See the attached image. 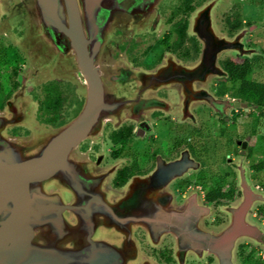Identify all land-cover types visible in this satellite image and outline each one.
Instances as JSON below:
<instances>
[{
  "label": "flooded vegetation",
  "instance_id": "flooded-vegetation-1",
  "mask_svg": "<svg viewBox=\"0 0 264 264\" xmlns=\"http://www.w3.org/2000/svg\"><path fill=\"white\" fill-rule=\"evenodd\" d=\"M97 3L89 19L85 1L77 0V7L85 36L111 57L115 97L141 89L130 107L135 113L105 121L96 140L84 141L79 151L116 191L134 177L177 163L179 170L168 172L173 175L166 188L176 205L191 208L192 229L207 231L209 242L219 247L206 248L207 240L196 234L150 236L138 227L134 235L144 256L155 264H264V0ZM6 18L0 15V23ZM8 21V32L0 28L2 40L23 36V21ZM62 21L67 25L66 18ZM196 30L209 32L215 48L220 39L225 46L209 59V75L180 73L200 60ZM41 32L31 30L30 43L49 48L51 40L66 38L48 26ZM2 40L0 111L20 87L26 60L18 46L8 43L4 50ZM8 49L14 50L13 57ZM153 71H164L161 82L149 81ZM30 96L37 118L52 126L65 124L81 103L76 86L62 77L34 84ZM5 129L13 137L30 133L21 125ZM143 197L158 199L153 193ZM224 232L233 234L217 238Z\"/></svg>",
  "mask_w": 264,
  "mask_h": 264
},
{
  "label": "water",
  "instance_id": "water-1",
  "mask_svg": "<svg viewBox=\"0 0 264 264\" xmlns=\"http://www.w3.org/2000/svg\"><path fill=\"white\" fill-rule=\"evenodd\" d=\"M32 1L0 0V11L22 7L29 17L35 11L42 29L48 26L66 36L75 59L74 75L84 86V102L65 124L43 123L26 90L25 77L20 76V87L0 111V264H155L140 249L134 235L138 227L150 236L171 233L184 239L196 234L207 240L206 248L219 249L209 242L207 231L192 229L191 208L176 205L166 188L173 175L168 172L179 170L177 163L134 177L116 191L90 158L80 153V144L96 137L107 119L116 121L135 113L130 107L141 86L126 98H114L109 92L96 63L98 41L93 44V37L85 36L77 0ZM84 1L89 19L98 0ZM206 35H201L204 47L199 62L180 73L209 75V59L225 46L220 39L215 48ZM163 72H149V81L161 82ZM12 125L28 128L29 135H7L5 128ZM85 179L90 181L87 186ZM147 193L158 199H144Z\"/></svg>",
  "mask_w": 264,
  "mask_h": 264
},
{
  "label": "rangeland",
  "instance_id": "rangeland-1",
  "mask_svg": "<svg viewBox=\"0 0 264 264\" xmlns=\"http://www.w3.org/2000/svg\"><path fill=\"white\" fill-rule=\"evenodd\" d=\"M25 2H32V0H25ZM11 4H14V2H12ZM10 4H8L9 7ZM10 9V8H9ZM8 9V10H9ZM22 14V16H19V14ZM7 15L9 19H11V21L14 22V17L17 20H22L24 23V27H25V32L23 33V36H20L19 38H12L11 40L8 39L6 36L4 37V39L2 40V36L0 37V39L2 41H4V50H7L6 48V44L11 43L14 46H18L23 55L25 56V62L24 65L22 66V69L20 71V75L23 77H25L24 81L26 84V90H28L29 94H30V88L32 86H34V84H39L49 78H54V77H62L66 80H68L70 83L74 84L76 86V92L81 100V103L79 105H77L74 108L73 111V115L72 117H74L77 113V108L83 104L84 102V86L81 84V82L76 78V76L74 74H76V66H75V59H74V55L72 53V51L69 49L67 40L64 37H57L56 39L51 40L52 45L49 48H45V45H43V47L39 46L38 44L36 45V42L33 41L32 43H30V39L28 38V36H30L31 30H40V34H42L41 32V23L38 19L37 14L35 13V11H30V17L29 15H27V12L25 10H23V8L19 7V9L15 10L14 12L9 10V11H0V15ZM21 17V18H19ZM8 18H6L5 20H3L0 23V28L1 30H4L5 32H8ZM34 23H36L38 28H34ZM196 28H199V23L196 25ZM44 33V32H43ZM196 33L198 34V37L200 38V40L202 41V51H203V47H204V42H203V38H201V35L203 33H206V37H209L210 33L209 32H205V31H200V30H196ZM1 34V33H0ZM47 39V38H46ZM49 40V39H48ZM3 45V44H2ZM104 49L103 46L100 49V51L97 54V58H96V63L99 65L100 70H104V74L102 75V79L107 87V89L109 90V92H111L112 96L114 98V83L113 81H111L109 79V74H112L111 69V65H112V61H111V57H109V55L104 53ZM8 51L10 52V57H13L14 55V50L13 49H8ZM13 52V53H12ZM3 56V55H2ZM47 68V70H46ZM33 101V100H32ZM83 101V102H82ZM34 102V101H33ZM36 103V102H35ZM71 117V118H72ZM70 118V119H71ZM68 119V121L70 120ZM110 119H107V121ZM112 121V120H110ZM30 131V130H29ZM6 132V129H5ZM29 135V134H28ZM100 135V134H99ZM97 138L94 137L92 139H90L89 141H95ZM88 141V140H87ZM262 194H264V192L262 191ZM264 205V204H263ZM264 211V209H263ZM263 216V223H264V212L262 213Z\"/></svg>",
  "mask_w": 264,
  "mask_h": 264
}]
</instances>
